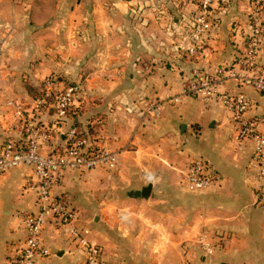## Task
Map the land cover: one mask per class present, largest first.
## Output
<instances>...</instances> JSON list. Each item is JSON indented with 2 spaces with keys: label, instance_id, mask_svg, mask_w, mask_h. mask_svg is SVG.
Returning a JSON list of instances; mask_svg holds the SVG:
<instances>
[{
  "label": "crops",
  "instance_id": "obj_1",
  "mask_svg": "<svg viewBox=\"0 0 264 264\" xmlns=\"http://www.w3.org/2000/svg\"><path fill=\"white\" fill-rule=\"evenodd\" d=\"M92 5L97 28L92 37L97 50L86 55L83 84L89 91L96 90L99 100L98 104L93 102V110L88 107L89 101L88 109L78 117L96 124L99 144L120 153V169L108 172L96 168L69 176L61 190L69 192L78 210L75 226L92 241L104 244L106 249L99 243L113 264H143L136 256L146 251L152 257L149 264H169L156 256V249L181 250L189 258L198 251L203 264H264V201L257 196L259 168L252 159L255 143L252 139L243 143L236 140L231 113L218 99L205 102L183 93V77L192 70L210 71L220 64L239 68L250 32L248 0H213L210 11L218 26L197 57L189 56L181 45L185 42L184 19L198 8L191 0H95ZM7 10V0L0 1V27L10 23L5 18ZM57 23L52 21L48 28H55ZM85 40L80 42L83 47L89 43ZM50 42L47 66L51 72L58 65H67L61 60H70L74 53L72 44L67 43L62 50L55 39ZM8 43L9 39L4 41V45ZM18 52L9 54L3 46L0 51V119L10 116V100L27 98L18 79L31 71L16 67L23 58ZM261 62L264 64V55ZM45 63L44 59L34 65L36 83L45 75ZM70 67L62 70L73 73L74 67ZM222 90L247 93L253 99L248 116L264 112V93L236 87L233 82L224 84ZM151 101L162 103L157 118L145 111L146 103ZM198 157L209 159L222 173V186L204 193H182L177 185L187 162ZM32 172L31 167L24 166L0 175V264L7 263L26 237L21 212L37 211L36 195L27 188ZM114 173L121 187L131 186L133 190L120 203L137 222L131 228L127 223L120 225L119 233L129 234L121 241L137 254L122 261L111 259L115 256L110 248L114 244L107 241L112 234L106 225L115 233L118 226L104 211L100 215L102 231L93 239L87 211L81 205L90 199V187L105 188L110 184L107 177ZM148 174L153 178L147 179ZM150 182L153 189L145 198L141 190ZM56 192H60L59 187ZM102 198L106 203L105 195ZM201 236H206L215 248L211 257L204 256L198 242ZM44 239L51 251V264H83L81 248L69 227L48 225Z\"/></svg>",
  "mask_w": 264,
  "mask_h": 264
},
{
  "label": "built area",
  "instance_id": "obj_2",
  "mask_svg": "<svg viewBox=\"0 0 264 264\" xmlns=\"http://www.w3.org/2000/svg\"><path fill=\"white\" fill-rule=\"evenodd\" d=\"M197 10L184 19L182 49L197 57L203 51L218 20L210 11L213 0H191ZM250 32L239 68L220 64L212 70L195 69L183 79L186 95H196L205 102L218 99L231 113L236 126L235 138L255 143L253 161L258 166L257 196L264 201V112L248 116L253 99L244 91L222 90L227 82L236 87H250L264 93V0H248ZM56 76L46 77L36 97L10 100L7 119H0V175L24 166L31 167L27 188L36 195L37 211H22L21 221L26 237L10 255L6 264H51V251L44 239L48 225L69 227L83 255V264H113L103 247L89 239L76 226L78 210L65 187L69 176L96 168L116 172L120 169V153L98 143L88 127L70 124L67 118L77 109H85L92 100L80 82H66ZM179 98H175L177 101ZM162 103H146L145 111L157 118ZM148 174L147 179H152ZM224 177L204 157L192 159L186 167L182 186L188 192L200 193L221 187ZM60 192H56L57 188ZM205 258L215 253L206 236L198 239ZM211 264V263H205Z\"/></svg>",
  "mask_w": 264,
  "mask_h": 264
},
{
  "label": "rangeland",
  "instance_id": "obj_3",
  "mask_svg": "<svg viewBox=\"0 0 264 264\" xmlns=\"http://www.w3.org/2000/svg\"><path fill=\"white\" fill-rule=\"evenodd\" d=\"M94 1L95 0H7V2L9 3V10L6 11L7 15L5 16V18H8L7 21H10V23L6 22L4 26L0 27V51H2L3 46V51L5 49V51L9 54L19 51L18 53H20L23 58L25 57L24 59H20L19 64L16 66L19 69H24L26 67L32 73L31 74L30 72L24 71L27 76H24L23 73L20 75V78L18 77L19 84H21L25 89V97L28 98L29 96L30 98L38 96L40 93V84L48 76H56L58 77V79L64 80L63 84L72 81L80 82L85 87V89L88 90L87 87L83 84L86 78V76L84 75L83 67L86 66L85 59L87 58V53L91 54L92 52L97 50V46L94 45L95 42L93 41L92 37L94 31H97V28H95L96 24L93 21L94 13L92 12V4L94 3ZM89 12L90 15H88ZM19 13L21 15L20 19H18ZM52 21H58V23L55 25V28L49 29L48 26ZM43 29L49 30L42 34H38L39 31ZM40 37H43L45 40L42 41ZM7 39H9L10 43L4 45V41ZM49 39H55L56 42H58L59 49L62 50L65 49V45L67 43L68 46L72 44L73 47L71 50L74 53V57H71L70 60H61L67 65H58V67L53 68L52 70L54 71L51 72L49 66H47L49 60L48 57L49 55H51L48 50L49 45L51 44V42H54V40H51V42L49 43ZM82 40H85L90 44L88 43L83 47L80 43ZM13 49L15 50L14 52ZM29 53L33 55H28ZM44 59L46 63L42 65V69L45 72L42 73H45V75L43 78H39L38 83H36V81L34 80V77L36 76L32 71L34 65L37 64L38 61H44ZM70 66L74 67L73 73L62 70L63 68L65 69ZM20 79L22 80L21 82ZM94 92H96V90L89 91V93L91 94L90 96L93 100L88 104L90 110L96 108L93 102L96 103V101L99 100L98 95ZM86 109L88 108L83 109V111L85 112ZM96 133L97 130L95 126L94 134ZM191 161L192 160H189L187 162V166ZM107 179L110 182L109 185H107L103 189L90 187V189L87 190L90 199H86L87 201L81 203V205H83V208L87 211L86 220L91 230L90 235H92L91 237L96 240L97 235H99L98 232L102 231L101 223L103 220L100 219V215H103L105 211L107 213L109 221L115 223L118 226V233H115L114 228H111L108 224L106 225L112 234V239L110 237V240L107 239V241H111V243L114 244V246L112 247L109 246L111 248V252L115 254V256H110L111 259L121 260L123 257L133 259V257H135L137 254L135 255L132 249L126 247L123 241H121L122 237H126L127 239L129 237V234L128 236H124L119 233L121 231L120 225H122L123 223H127V227L129 228L137 224L136 220L132 218V214H130V211L127 208L122 207L120 203L124 198H128V196L133 193V190L131 186H126L125 188L121 187V185L119 184L120 180L117 173L109 175ZM181 181L177 186L179 188V191L183 193V191H186L183 189L184 187L182 186ZM102 195H105L106 203H103ZM96 216H99L98 220L95 219ZM138 219L142 220L140 218ZM100 244L105 248L104 244ZM194 252L195 253H193L191 258H189L186 253L184 254L183 251L176 249H156L154 253H156V256L158 258L166 260V262L169 264H180L184 261H186V263H191L202 260L201 255H199L198 251ZM136 257L142 259L143 264H149L148 260L152 259L148 251L139 253ZM199 262L200 264H203L201 263V261Z\"/></svg>",
  "mask_w": 264,
  "mask_h": 264
},
{
  "label": "trees",
  "instance_id": "obj_4",
  "mask_svg": "<svg viewBox=\"0 0 264 264\" xmlns=\"http://www.w3.org/2000/svg\"><path fill=\"white\" fill-rule=\"evenodd\" d=\"M193 71V70H192ZM40 86H41V84H40ZM40 94V93H39ZM87 94L89 95V97H91L90 95V93L88 92V90H87ZM96 103L98 104V102L96 101ZM83 111V109H77L75 112H72L70 115H69V117L67 118V121L70 123V124H80V125H84V126H86V127H88V129H89V132H91V134H93L94 133V128H95V126H96V124L95 125H93L92 123H88V122H86V121H82L78 116H80V115H82V113L84 112H82ZM1 134V133H0ZM186 191V190H185ZM188 192V191H187ZM189 193H192V192H189Z\"/></svg>",
  "mask_w": 264,
  "mask_h": 264
},
{
  "label": "water",
  "instance_id": "obj_5",
  "mask_svg": "<svg viewBox=\"0 0 264 264\" xmlns=\"http://www.w3.org/2000/svg\"><path fill=\"white\" fill-rule=\"evenodd\" d=\"M152 189H153V183L152 182L145 185L141 190L142 196L145 198H149V196L151 195ZM95 219L98 220L99 216H96Z\"/></svg>",
  "mask_w": 264,
  "mask_h": 264
}]
</instances>
